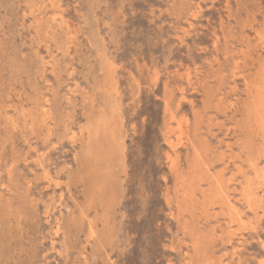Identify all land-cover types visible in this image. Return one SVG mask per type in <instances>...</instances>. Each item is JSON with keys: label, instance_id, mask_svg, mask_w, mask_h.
I'll list each match as a JSON object with an SVG mask.
<instances>
[{"label": "rangeland", "instance_id": "1", "mask_svg": "<svg viewBox=\"0 0 264 264\" xmlns=\"http://www.w3.org/2000/svg\"><path fill=\"white\" fill-rule=\"evenodd\" d=\"M263 79L264 0H0V264H264Z\"/></svg>", "mask_w": 264, "mask_h": 264}, {"label": "bare ground", "instance_id": "2", "mask_svg": "<svg viewBox=\"0 0 264 264\" xmlns=\"http://www.w3.org/2000/svg\"><path fill=\"white\" fill-rule=\"evenodd\" d=\"M233 4H234V3H233ZM49 11H50V10H49ZM68 11H69V10H68ZM21 14H22V13H21ZM232 20H233V19H232ZM223 21H224V20H223ZM167 50H168V49H167ZM72 55H73V54H72ZM74 62H75V61H74ZM50 71H52V70H50ZM263 80H264V79H263ZM248 86H249V85H248ZM254 86H255V85H254ZM48 87H49V86H48ZM92 87H93V86H92ZM205 88H207V87H205ZM248 89H249V88H248ZM46 90H47V89H46ZM206 90H207V89H206ZM213 92H214V91H213ZM258 93H259V91H258ZM251 94H252V93H251ZM253 94H254V93H253ZM251 96H252V95H251ZM5 97H6V96H5ZM254 97H255V96H254ZM86 98H87V97H86ZM93 98H94V97H93ZM42 99H43V98H42ZM49 99H50V98H49ZM218 99H219V98H218ZM47 100H48V99H47ZM251 100H253V99H251ZM255 100H256V99H255ZM43 101H44V99H43ZM43 101H42V102H43ZM253 102H254V101H253ZM257 102H258V101H257ZM257 102H256V103H257ZM251 104H252V102H251ZM254 104H255V103H254ZM261 104H262V102H261ZM258 105H259V102H258ZM38 106H39V105H38ZM255 106H256V105H255ZM262 106H263V104H262ZM259 109H260V108H259ZM263 109H264V108H263ZM255 110H256V109H255ZM40 111H42V110H40ZM169 111H170V110H169ZM177 111H178V110H177ZM260 111H262V110L260 109ZM263 112H264V111H263ZM46 113H48V112L46 111ZM177 114H178V113H177ZM177 114H176V115H177ZM48 115H49V114H48ZM257 115H258V114H257ZM50 116H51V115H50ZM261 116H262V115H261ZM44 117H45V116H44ZM44 117H43V118H44ZM48 117H49V116H48ZM115 117H116V116H115ZM189 117H190V116H189ZM49 118H50V117H49ZM49 118H48V119H49ZM107 118H108V117H107ZM107 118L105 117L104 119H106V121H107V120H108ZM104 119H103V120H104ZM169 119H170V118H169ZM99 120H100V119H97L98 122H100V121L102 122V120H100V121H99ZM110 120H111V119H110ZM191 120H192V119H191ZM261 120H262V119H261ZM9 121H10V120H9ZM94 121H95V120H94ZM97 121H96V122H97ZM104 121H105V120H104ZM104 121H103V122H104ZM185 121H186V120H185ZM263 121H264V120H263ZM7 122H8V121H7ZM7 122H6V123H7ZM50 122H52V121H50ZM76 122H77V121H76ZM91 122H92V121H91ZM96 122H95V123H96ZM98 122H97V123H98ZM103 122H102V123H103ZM108 122H109V120H108ZM180 122H183V121H180ZM180 122H179V124H180ZM44 123H45V122H44ZM77 123H78V122H77ZM104 123H105V122H104ZM106 123H107V122H106ZM173 123H174V122H173ZM190 123H191V122H190ZM257 123H258V122H257ZM8 124H9V123H8ZM89 124H90V123H89ZM98 124H100V123H98ZM110 124H111V122L109 123L108 126H110ZM181 124H182V123H181ZM191 124H192V123H191ZM263 124H264V123H263ZM51 125H52V124H51ZM95 125H96V124H95ZM46 126H47V125H46ZM100 126H101V125H100ZM104 126H105V124H104ZM111 126H112V125H111ZM191 126H192V125H191ZM197 126H198V125H197ZM250 126H251V125H250ZM4 127H5V126H4ZM88 127H90V125H89ZM102 127H103V126H102ZM181 127H182V126H181ZM183 127H184V126H183ZM94 128H95V127H94ZM94 128H93V129H94ZM99 128H100V127H99ZM103 128H104V127H103ZM173 128H174V127H173ZM105 129H106V126H105ZM111 129H112V128H111ZM183 129H184V128H183ZM95 130H96V129H95ZM181 130H182V129H181ZM92 131H93V130H91V132H92ZM97 131H98V130H97ZM109 131H110V130H109ZM109 131H106V132H109ZM112 131H113V130H112ZM178 131H179V130H178ZM88 133H89V132H88ZM100 133H101V131H100ZM184 133H185V131H184ZM176 134H177V133H176ZM252 134H253V133H252ZM93 135H95V134H93ZM171 135H172V133H171ZM95 136H96V135H95ZM177 136H178V135H177ZM189 136H190V135H189ZM252 136H253V135H252ZM257 136H258V135H257ZM260 136H261V135H260ZM21 137H22V136H21ZM97 137H98V136H97ZM95 138H96V137H95ZM169 138H171V137H169ZM176 138H177V137H176ZM183 138H184V137H183ZM253 138H254V137H253ZM260 138H261V137H260ZM90 139H92V138H90ZM254 139H255V138H254ZM261 139H262V138H261ZM24 140H25V139H24ZM169 140H170V139H169ZM171 140H172V139H171ZM174 140H175V138H174ZM25 141H26V140H25ZM25 141H23V142H25ZM94 141H95V140H94ZM175 141H176V140H175ZM175 141H172V142H175ZM178 141H179V140H178ZM91 142H92V141H91ZM168 142H169V141H168ZM168 142H167V143H168ZM251 142H252V140H251ZM97 143H98V142H97ZM237 143H238V142H237ZM168 144H169V143H168ZM175 144H176V142H175ZM175 144H171V145L169 144V146L171 147L172 145H175ZM87 145H88V144H87ZM251 145H252V144H251ZM182 148H183V147H182ZM91 149H94V150H95L94 146H92ZM194 149H195V148H194ZM247 149H248V148H247ZM94 150H92V151H93V154H95V153H94ZM171 150H172V149H171ZM243 150H244V149H243ZM182 151H184V150H182ZM190 151H191V150H190ZM246 151H247V150H246ZM168 152H169V151H168ZM179 152H180V151H179ZM249 152H250V151H249ZM175 153H176V152H175ZM177 153H178V151H177ZM89 154H90V153H89ZM74 155H75V154H74ZM166 155H167V154H166ZM166 155H165V156H166ZM206 155H207V154H206ZM247 155H248V154H247ZM94 156L96 157V155H93V157H94ZM234 156H235V155H234ZM239 156H240V155H239ZM225 157H226V156H225ZM26 158H27V157H26ZM75 158H76V156H75ZM227 158H228V157H227ZM237 158H239V157H237ZM237 158H236V159H237ZM243 158H244V157H243ZM172 159H173V158H172ZM246 159H247V158H246ZM249 159H250V158H249ZM169 160H170V158H169ZM244 160H245V159H244ZM193 161H194V160H193ZM246 161H247V160H246ZM250 161H251V159H250ZM160 162H161V161H160ZM205 162H206V161H205ZM242 162H243V161H242ZM244 162H245V161H244ZM30 163H31V162H30ZM43 163H44V162H43ZM172 163H173V162H172ZM188 163H189V162H188ZM232 163H233V162H232ZM199 164H200V163H199ZM205 164H206V163H205ZM207 164H208V163H207ZM242 164H243V163H242ZM244 164H246V162H245ZM43 165H44V164H43ZM192 165H193V164H192ZM53 166H54V165H53ZM166 166H167V165H166ZM171 166L173 167V165H171ZM194 166L196 167L195 164H194ZM167 167H168V166H167ZM213 167H214V166H213ZM236 167H237V166H236ZM243 167H244V166H243ZM191 168H193V166H191ZM211 168H212V167H211ZM45 169H46V168H45ZM171 169H172V168H171ZM192 170H193V169H192ZM248 170H249V169H248ZM250 170H251V169H250ZM203 171H204V170H203ZM245 171H246V170H245ZM193 172H195V171H193ZM171 173H172V172H171ZM202 173H203V172H202ZM174 175H175V174H174ZM207 175H208V174H207ZM242 176H243V175H242ZM179 178H180V177H179ZM197 178H198V177H197ZM240 183H241V182H240ZM200 184H201V183H200ZM185 185H186V184H185ZM194 186H195V185H194ZM235 186H236V185H235ZM179 187H180V186H179ZM213 189H214V188H213ZM64 191H65V190H64ZM88 191H89V190H88ZM227 194H228V193H227ZM238 194H239V193H238ZM206 195H207V194H206ZM223 196H224V195H223ZM201 198H202V197H201ZM203 198H204V197H203ZM208 200H209V199H208ZM241 200H242V199H241ZM201 201H202V199H201ZM210 201H211V200H210ZM247 201H248V200H247ZM204 202H205V201H204ZM204 202H203V203H204ZM215 202H216V201H215ZM215 202H214V203H215ZM235 202H236V201H235ZM209 203H210V202H209ZM209 203H208V204H209ZM248 203H249V202H248ZM222 205H223V204H222ZM205 206H206V205H205ZM215 206H216V205H215ZM223 206H225V204H224ZM217 207H218V206H217ZM218 208H219V207H218ZM227 208H229V207H227ZM208 210H209V209H208ZM222 210H223V209H222ZM101 211H102V210H101ZM201 211H202V210H201ZM224 212H225V211H224ZM202 213H203V212H202ZM204 213H205V212H204ZM225 213H226V212H225ZM196 214H197V213H196ZM188 218H189V217H188ZM221 218H222V217H221ZM228 218H229V217H228ZM233 218H234V217H233ZM243 218H244V217H243ZM212 220H213V219H212ZM226 220H227V219H226ZM251 222H252V221H251ZM201 223H202V222H201ZM239 227H240V226H239ZM232 228H233V227H232ZM238 229H239V228H238ZM242 230H243V229H242ZM251 231H252V230H251ZM200 233H201V232H200ZM198 238H199V237H198ZM225 238H226V237H225ZM217 241H218V240H217ZM220 262H221V261H220Z\"/></svg>", "mask_w": 264, "mask_h": 264}]
</instances>
